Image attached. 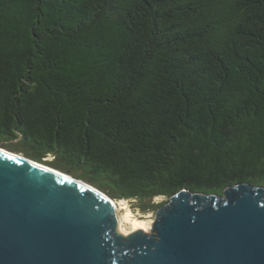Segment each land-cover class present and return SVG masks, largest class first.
Segmentation results:
<instances>
[{
	"label": "trees",
	"instance_id": "16d2710c",
	"mask_svg": "<svg viewBox=\"0 0 264 264\" xmlns=\"http://www.w3.org/2000/svg\"><path fill=\"white\" fill-rule=\"evenodd\" d=\"M0 147L143 213L264 188V0H0Z\"/></svg>",
	"mask_w": 264,
	"mask_h": 264
},
{
	"label": "water",
	"instance_id": "95a60500",
	"mask_svg": "<svg viewBox=\"0 0 264 264\" xmlns=\"http://www.w3.org/2000/svg\"><path fill=\"white\" fill-rule=\"evenodd\" d=\"M112 209L90 185L0 148V264H264L262 187L181 190L150 236L115 234Z\"/></svg>",
	"mask_w": 264,
	"mask_h": 264
},
{
	"label": "rangeland",
	"instance_id": "374dc122",
	"mask_svg": "<svg viewBox=\"0 0 264 264\" xmlns=\"http://www.w3.org/2000/svg\"><path fill=\"white\" fill-rule=\"evenodd\" d=\"M17 155L21 156V154H17ZM51 161H52V157H49V156H47L44 159V162H47V163H49ZM42 165H44V164H42ZM46 167H48V166H46ZM164 201H165L164 198H155L152 201V204L158 205V204H161ZM111 202L116 204L118 208L121 207L119 205L120 200H111ZM124 202H125L126 209L125 210H120L119 209V211H118V217H120L119 219H122L123 216L128 212L133 220H139V221L146 222L148 224V230H146L145 234L148 235V236L153 235L154 234L153 233V225H154V223L157 220L156 219V211H157V209L159 207H157L153 211H148V212L143 213V212L139 211V209L136 207V204L133 201H124ZM122 228L124 230H126V231H129V229L131 228V225L130 224H123Z\"/></svg>",
	"mask_w": 264,
	"mask_h": 264
},
{
	"label": "bare ground",
	"instance_id": "6f19581e",
	"mask_svg": "<svg viewBox=\"0 0 264 264\" xmlns=\"http://www.w3.org/2000/svg\"><path fill=\"white\" fill-rule=\"evenodd\" d=\"M40 165L42 166V168L54 170L52 168L46 167L45 165H42V164ZM119 205L121 206L120 208H118L116 204L112 203V208H113L112 210H113V215L115 219V234L119 235L122 238H127L128 236L136 232H141L145 234L146 230H148V224L146 222L139 221V220H133L128 212L123 216L122 219H119L120 218L118 217L119 209L120 210L126 209L124 201H120ZM123 224L131 225V228L129 229V231H126L122 228Z\"/></svg>",
	"mask_w": 264,
	"mask_h": 264
}]
</instances>
